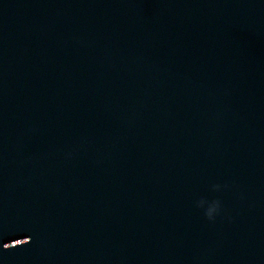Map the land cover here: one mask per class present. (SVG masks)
<instances>
[{
    "label": "water",
    "instance_id": "1",
    "mask_svg": "<svg viewBox=\"0 0 264 264\" xmlns=\"http://www.w3.org/2000/svg\"><path fill=\"white\" fill-rule=\"evenodd\" d=\"M0 264H264V0H0Z\"/></svg>",
    "mask_w": 264,
    "mask_h": 264
},
{
    "label": "clouds",
    "instance_id": "2",
    "mask_svg": "<svg viewBox=\"0 0 264 264\" xmlns=\"http://www.w3.org/2000/svg\"><path fill=\"white\" fill-rule=\"evenodd\" d=\"M213 208L212 207H210L209 209H208V212H207V215L209 216V217H211L212 216V212H213Z\"/></svg>",
    "mask_w": 264,
    "mask_h": 264
}]
</instances>
